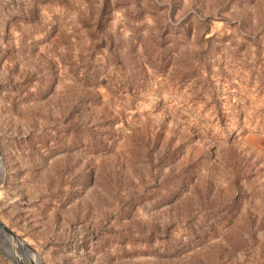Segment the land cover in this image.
<instances>
[{"label": "rangeland", "instance_id": "1", "mask_svg": "<svg viewBox=\"0 0 264 264\" xmlns=\"http://www.w3.org/2000/svg\"><path fill=\"white\" fill-rule=\"evenodd\" d=\"M0 264H264V0H0Z\"/></svg>", "mask_w": 264, "mask_h": 264}, {"label": "water", "instance_id": "2", "mask_svg": "<svg viewBox=\"0 0 264 264\" xmlns=\"http://www.w3.org/2000/svg\"><path fill=\"white\" fill-rule=\"evenodd\" d=\"M0 230L11 240L20 242L24 247L25 245L14 235L12 234L3 224L0 222Z\"/></svg>", "mask_w": 264, "mask_h": 264}, {"label": "bare ground", "instance_id": "3", "mask_svg": "<svg viewBox=\"0 0 264 264\" xmlns=\"http://www.w3.org/2000/svg\"><path fill=\"white\" fill-rule=\"evenodd\" d=\"M15 242H17V241H15ZM20 243V242H19ZM21 244V243H20ZM22 245V244H21ZM23 246V245H22ZM24 247V246H23Z\"/></svg>", "mask_w": 264, "mask_h": 264}]
</instances>
